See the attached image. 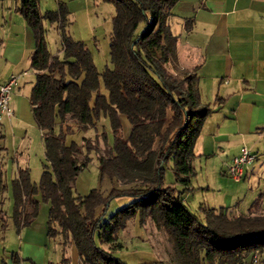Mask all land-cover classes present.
<instances>
[{
    "label": "trees",
    "instance_id": "1",
    "mask_svg": "<svg viewBox=\"0 0 264 264\" xmlns=\"http://www.w3.org/2000/svg\"><path fill=\"white\" fill-rule=\"evenodd\" d=\"M104 1L115 12L111 64L102 71L87 43L68 32L65 1L44 13L39 0H19L16 5L35 42L30 57L35 78L28 99L42 134L45 161L39 183L31 180L28 167H18L12 179L15 224L21 227L36 216L40 193L49 201L48 234L74 244L79 256L75 264H127L113 252L123 246L118 231L137 212L140 220L149 215L165 227L179 264H241L251 251L264 250V214L229 216L225 207L201 205L202 220L188 209L182 191L164 184L165 165L171 161L176 181L183 189L190 187L195 142L212 112L201 100L196 73H174L169 67L176 58L177 35L169 19L177 0ZM44 20L56 24L62 54L49 50ZM101 116L109 119L112 141L105 131L83 135L81 142L68 140L76 131L96 127ZM121 116L131 125L127 137ZM92 152L101 177L112 182L106 194L97 187L75 192L77 175L92 160ZM119 196L131 199L106 216L110 201ZM6 221L0 200L1 228ZM64 240L61 261L49 264H74L65 255Z\"/></svg>",
    "mask_w": 264,
    "mask_h": 264
},
{
    "label": "rangeland",
    "instance_id": "2",
    "mask_svg": "<svg viewBox=\"0 0 264 264\" xmlns=\"http://www.w3.org/2000/svg\"><path fill=\"white\" fill-rule=\"evenodd\" d=\"M17 0H7L14 6ZM69 9L67 30L74 39H81L87 43L97 68L102 71L106 65L110 66L109 37L112 29L114 6L104 0H63ZM58 0H39L40 13L56 8ZM14 8V7H12ZM0 11V39L9 44L7 52L19 57L16 62L6 63L0 54V79L6 73L26 71L20 79V86H16L11 95L9 106L14 114L11 118L0 116V200L7 216V225L0 227V264H49L59 263L62 258V235L48 234L49 201L40 193L36 216L27 224L18 227L13 218L12 179L17 174L18 167H28L31 180L39 183L45 161L44 145L40 129L35 123L28 95L35 73L31 67V52L34 49V38L20 12L16 18H8V25H2L4 20ZM16 15V16H17ZM15 17V16H14ZM46 28V40L52 53L62 54L61 42L55 23L43 21ZM174 73L192 71L182 68L176 58L169 64ZM193 72V71H192ZM22 80V81H21ZM122 117V116H121ZM123 116L122 134L127 137L131 128ZM128 121V120H127ZM124 124V125H123ZM129 127V128H128ZM105 131L109 141L113 140V133L109 119L101 116L96 127L89 128L85 133L76 131L68 136V140L82 141V136L94 137L96 133ZM100 146H103L102 139ZM253 151V150H252ZM254 162L247 168L245 177L236 181L227 173V159L225 153L219 149L213 154L197 155L193 160L195 174L191 178L188 189L176 181L172 162L168 161L164 170V184L175 186L182 191L184 202L188 209L204 219L201 205L210 207H225L229 216L252 213L264 214V140L260 141ZM253 151V152H254ZM92 160L78 175L74 189L79 194H85L92 187H97L105 194L112 186L109 177H101L96 154L91 153ZM254 167V168H253ZM2 184V185H1ZM4 185V186H3ZM2 186V187H1ZM259 198L258 204L251 209L252 202ZM131 198L119 196L113 198L107 206L106 216L118 207L126 204ZM58 228V226H55ZM119 240L123 246L115 250L116 257L127 264H179L180 258L174 248V243L163 225H158L147 215L140 220L137 212L126 221V225L118 231ZM65 255L74 261V251L71 243L66 239ZM257 258V260H255ZM162 261L163 263H158ZM241 264H264V250H253L245 255Z\"/></svg>",
    "mask_w": 264,
    "mask_h": 264
},
{
    "label": "crops",
    "instance_id": "3",
    "mask_svg": "<svg viewBox=\"0 0 264 264\" xmlns=\"http://www.w3.org/2000/svg\"><path fill=\"white\" fill-rule=\"evenodd\" d=\"M6 1H0L2 25H8L6 15L18 17L12 10L18 12L19 0L14 6ZM171 11L179 65L196 73L201 100L212 108L196 139V156L219 149L229 164L242 145L254 151L264 140V0H177ZM8 44L0 39V54L15 63L19 55L7 52ZM71 246L75 264L79 256Z\"/></svg>",
    "mask_w": 264,
    "mask_h": 264
},
{
    "label": "built area",
    "instance_id": "4",
    "mask_svg": "<svg viewBox=\"0 0 264 264\" xmlns=\"http://www.w3.org/2000/svg\"><path fill=\"white\" fill-rule=\"evenodd\" d=\"M26 73V71L11 72L8 78L0 83V116L5 115L8 118L13 116V109L9 106L11 95L14 88L19 85L22 76ZM255 158V152L247 145H242L239 152L231 158L227 167V173L236 181L242 180L245 177L247 168L254 162Z\"/></svg>",
    "mask_w": 264,
    "mask_h": 264
}]
</instances>
